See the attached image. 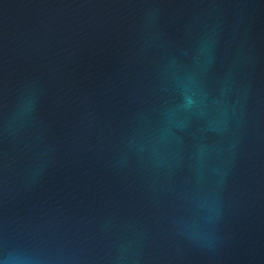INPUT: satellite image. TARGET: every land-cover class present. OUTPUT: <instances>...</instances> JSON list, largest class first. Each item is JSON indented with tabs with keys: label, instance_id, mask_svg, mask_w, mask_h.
<instances>
[{
	"label": "water",
	"instance_id": "obj_1",
	"mask_svg": "<svg viewBox=\"0 0 264 264\" xmlns=\"http://www.w3.org/2000/svg\"><path fill=\"white\" fill-rule=\"evenodd\" d=\"M0 264H264V0H0Z\"/></svg>",
	"mask_w": 264,
	"mask_h": 264
}]
</instances>
